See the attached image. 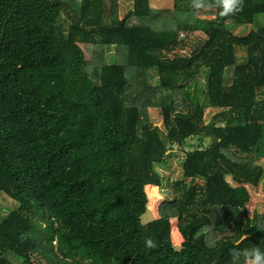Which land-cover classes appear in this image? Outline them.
<instances>
[{
	"label": "trees",
	"instance_id": "trees-1",
	"mask_svg": "<svg viewBox=\"0 0 264 264\" xmlns=\"http://www.w3.org/2000/svg\"><path fill=\"white\" fill-rule=\"evenodd\" d=\"M121 1L0 0V264H264V0Z\"/></svg>",
	"mask_w": 264,
	"mask_h": 264
},
{
	"label": "rangeland",
	"instance_id": "rangeland-1",
	"mask_svg": "<svg viewBox=\"0 0 264 264\" xmlns=\"http://www.w3.org/2000/svg\"><path fill=\"white\" fill-rule=\"evenodd\" d=\"M130 0H122L120 3V14L123 16L124 14H126V12L128 11V9H130ZM160 6L164 5L159 3ZM199 16L203 17L202 14H199ZM209 16L207 15V18ZM212 17V16H210ZM251 27L246 25H233L232 26V32L236 33V34H246V32L250 29ZM200 32H197L196 34H187L186 37H191V43L192 46H188L185 48V52H191L193 50V47L198 46L200 43H202L204 41V35H202ZM84 49H86L87 54L89 56V59L92 60L94 58V53H93V45H83ZM235 49L237 50V55L238 56V64L242 63V59L245 55V50L241 47H235ZM116 47L115 46H109L106 48V60L108 62L109 59H111L112 57L115 56L116 53ZM264 60V57H263ZM103 82L104 83H110L109 81V75H110V69H109V65L107 67L103 68ZM233 77V69H229L225 75V82L226 84L231 82V79ZM214 110H210V108L206 109V116L207 118H210L212 115V112ZM150 114L152 119L159 125L162 127V120H161V114L160 111L157 109H150ZM181 159L179 158H174L171 160L170 165L167 166L165 168V171L162 175V185L159 187L158 191L159 194L161 195V199L156 203V210H155V216H158L157 210L160 206V204H163L164 200L169 199V202H171L172 200H174L175 198L179 197V190L177 187L174 186L175 182H179L183 179L182 176V171H181ZM262 162V167L264 168V160H261ZM228 180L230 182L231 181V177H228ZM202 181H200L201 183ZM204 183V182H203ZM203 183H201L203 185ZM250 191L251 194V198H250V202L247 204L249 213L252 214L253 212H257L258 214H263L264 213V191L261 189L260 185L258 186V188L255 189H251L250 187H247ZM149 203H150V199H149ZM10 208H15L17 207V202H15L14 200H12L11 198L7 197L6 195H4V193L0 194V217H2L3 215H5L6 213V209ZM144 221L147 222V219L144 217ZM172 225V237H173V241L175 246H179V244L182 243V241L184 240V237L182 235L179 234L178 232V221L177 219H172L171 222ZM179 234V236H178ZM14 263L16 261H13ZM16 264V263H15ZM246 264H256L254 261H248Z\"/></svg>",
	"mask_w": 264,
	"mask_h": 264
},
{
	"label": "crops",
	"instance_id": "crops-1",
	"mask_svg": "<svg viewBox=\"0 0 264 264\" xmlns=\"http://www.w3.org/2000/svg\"><path fill=\"white\" fill-rule=\"evenodd\" d=\"M130 2H131L130 3V8H131L133 1L130 0ZM159 3L164 4V5L160 6ZM150 6L153 7V8H156V9H172L173 6H174V0H150ZM208 16H209L208 18H213L214 17L213 15H208ZM210 16H212V17H210ZM203 17H207V15H203ZM184 51H185V49H184ZM156 217L157 216H154V218H156ZM147 221H150V220H147Z\"/></svg>",
	"mask_w": 264,
	"mask_h": 264
},
{
	"label": "built area",
	"instance_id": "built-area-1",
	"mask_svg": "<svg viewBox=\"0 0 264 264\" xmlns=\"http://www.w3.org/2000/svg\"><path fill=\"white\" fill-rule=\"evenodd\" d=\"M187 34H188V32H185V31H181V32H180V36H181L182 38L186 37ZM149 206H150V205H149Z\"/></svg>",
	"mask_w": 264,
	"mask_h": 264
}]
</instances>
